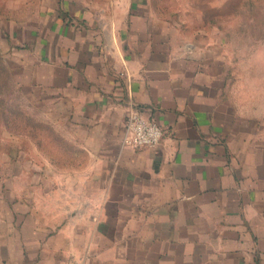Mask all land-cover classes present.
Returning a JSON list of instances; mask_svg holds the SVG:
<instances>
[{
  "label": "crops",
  "instance_id": "1",
  "mask_svg": "<svg viewBox=\"0 0 264 264\" xmlns=\"http://www.w3.org/2000/svg\"><path fill=\"white\" fill-rule=\"evenodd\" d=\"M153 2L63 0L44 15V77L67 86L75 145L101 165L85 180L100 188L72 191L85 204L59 227L0 206V264H264V92L236 93L220 30H176ZM130 104L160 126L155 147L123 143ZM130 224L149 229L147 246L105 231Z\"/></svg>",
  "mask_w": 264,
  "mask_h": 264
},
{
  "label": "rangeland",
  "instance_id": "2",
  "mask_svg": "<svg viewBox=\"0 0 264 264\" xmlns=\"http://www.w3.org/2000/svg\"><path fill=\"white\" fill-rule=\"evenodd\" d=\"M61 3L0 0V206H23L17 210H26L27 218L51 224L67 220L70 205L85 204L86 198H77L72 191L100 188L85 177L99 174L101 167L75 145L69 126L68 88L56 89L49 83L44 77L47 62L38 58V45L48 48L55 40L44 15L50 19L58 14ZM141 3L146 6L145 1ZM153 4L155 12L172 14L169 24L181 32L188 33L198 23L206 31L220 30L222 54L229 59L236 93L247 99L248 93L256 94L257 102L261 101L264 0H155ZM132 215L125 214L128 219ZM130 225L105 231L110 236L139 238L147 246L142 239L149 229ZM237 231L242 242L237 248L248 253V229Z\"/></svg>",
  "mask_w": 264,
  "mask_h": 264
},
{
  "label": "built area",
  "instance_id": "3",
  "mask_svg": "<svg viewBox=\"0 0 264 264\" xmlns=\"http://www.w3.org/2000/svg\"><path fill=\"white\" fill-rule=\"evenodd\" d=\"M162 137L160 126L134 104L127 106L123 143L131 148L155 147Z\"/></svg>",
  "mask_w": 264,
  "mask_h": 264
}]
</instances>
